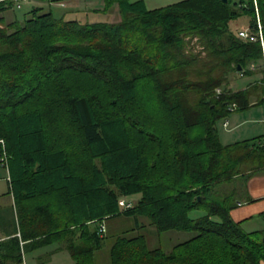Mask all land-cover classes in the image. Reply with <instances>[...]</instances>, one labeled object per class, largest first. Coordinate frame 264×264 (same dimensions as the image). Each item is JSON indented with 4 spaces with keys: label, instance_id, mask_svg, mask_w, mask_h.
<instances>
[{
    "label": "trees",
    "instance_id": "16d2710c",
    "mask_svg": "<svg viewBox=\"0 0 264 264\" xmlns=\"http://www.w3.org/2000/svg\"><path fill=\"white\" fill-rule=\"evenodd\" d=\"M255 1L257 15L254 0H103L119 19L87 23L77 17L95 8L57 17L35 6L19 19L16 0L0 1V159L17 221L0 241L2 264L52 244L94 264L100 227L120 216L188 237L165 251L118 235L110 264L264 262V230L230 215L234 179L264 169V134L223 144L217 129L264 103V45L238 34H257L258 16L264 40Z\"/></svg>",
    "mask_w": 264,
    "mask_h": 264
},
{
    "label": "rangeland",
    "instance_id": "374dc122",
    "mask_svg": "<svg viewBox=\"0 0 264 264\" xmlns=\"http://www.w3.org/2000/svg\"><path fill=\"white\" fill-rule=\"evenodd\" d=\"M18 1V0H16ZM28 0L21 1V7L20 9H14V11H9L10 14L16 15L17 18H21L23 14H25L31 7L35 6H50L52 13L59 17L62 13L67 12L70 14V9L75 8L76 6L79 8H95L96 13H90L87 15V17L78 16L77 18L81 20L83 23L87 22H110L117 21L119 19V15L115 16L111 12H101L103 9V0H62L60 2L56 3H40L37 1L31 2L33 4H29L27 2ZM31 1V0H30ZM180 0H144L146 6L148 9L153 8H159L163 7L169 4H173L175 2H178ZM24 3V4H23ZM114 8V7H113ZM115 13H117V8L115 7ZM112 9V11L114 10ZM87 11V10H82ZM73 12V11H72ZM100 12V13H99ZM73 14V13H72ZM63 15V14H62ZM6 17L7 14H4ZM10 20L9 18L7 21ZM248 21V18L246 16H242L239 18L235 23V25L240 26L241 24H246ZM234 25V26H235ZM195 42V41H194ZM196 43V42H195ZM194 51H198L200 48L195 44L193 46ZM253 79L246 77L241 80V85L244 87L246 84L252 82ZM239 87H235L234 89H238ZM217 94V93H216ZM238 113H243L245 118V123L242 128V135L240 138H244L246 133H252L259 130L264 132V105L261 107H252L248 110L242 111V112H235L233 114H230L229 117H227L228 124L224 126L223 123H219L217 126L218 129V135L220 138V141L223 144H229L232 142H235L238 138L240 130L239 128L236 130L234 129V121ZM7 169L3 167L0 164V235L4 236L9 234L11 231H13L15 225H16V217H15V209L13 205V200L9 196L10 194H6L8 191V182L6 180L7 177ZM233 185V184H232ZM231 186V185H230ZM229 188V187H228ZM125 201H135V197H132V200L130 199H123ZM134 203V202H133ZM106 228V232L104 235L106 236L105 244L102 250H100L97 253V256L94 258L95 263L94 264H110L109 263V254L108 250L114 240V238L118 235H123L125 237H134L138 233L143 234L146 238L147 245L150 249L160 247L165 251L170 250L174 244H177L179 242L184 241L187 239L188 234L185 232H173L172 234L162 233L157 234L156 232L149 233L147 228H150L152 226H149L145 223L146 227L137 229L135 227V221L133 218H129L127 216H120L108 219L103 224ZM245 231L247 229L243 228ZM25 264H73V260L70 257V254L65 249H59L57 244H52L49 246H46L44 248L37 249V251H28L24 255ZM2 264V262H0Z\"/></svg>",
    "mask_w": 264,
    "mask_h": 264
},
{
    "label": "crops",
    "instance_id": "0c3cea01",
    "mask_svg": "<svg viewBox=\"0 0 264 264\" xmlns=\"http://www.w3.org/2000/svg\"><path fill=\"white\" fill-rule=\"evenodd\" d=\"M0 1H2V0H0ZM34 1H37V2H40L43 4L46 3V2L40 1V0H31V1L28 0L27 2L28 3L30 2L29 4H33ZM31 2H33V3H31ZM36 7H42V6L39 5ZM88 8H90V7L79 8L76 6V8H73V9H77V10L84 9V10H86ZM244 29H247V28H244ZM241 30H243V29H241ZM248 86H249V84H246L244 87L241 86V88L244 89V88H247ZM263 105H264V103L261 104L260 106L262 107ZM235 115H239V116L238 117L236 116V118H235L234 129L237 130L239 128L240 130H238V131H240L239 132V135H240L242 133L241 127H243L246 120L244 118L243 113H238ZM226 121H228V120H226ZM262 134H264V132L259 130V132L254 131L252 133H246L244 138H240L242 135L241 134L240 136H238L236 141L249 139V138H252V137H255L258 135H262ZM7 173H8V171H7ZM8 176H9V174H7L6 180L9 184ZM232 184H234V186L236 187L235 189L237 190L236 206L230 212L232 219L235 222L240 223L242 229L243 228L247 229L246 232H255V231L264 230V169H258L257 171L253 172L252 174L246 173L242 176H239L236 179H234ZM8 191H9V185H8ZM8 191L6 192V194H9ZM9 196L13 200V205H15L12 194H10ZM14 209H15V206H14ZM146 228H147L149 233L156 232L155 228H153V227H150V228L146 227ZM14 232H12L10 234H13ZM173 232H175V231H171V232H169V234H172ZM6 237H7V235H4V236L0 235V241L6 239ZM34 251H37V250H34ZM23 259H24V256H23ZM23 264H25V259L23 260ZM260 264H264V262L262 261Z\"/></svg>",
    "mask_w": 264,
    "mask_h": 264
},
{
    "label": "built area",
    "instance_id": "2783aa9c",
    "mask_svg": "<svg viewBox=\"0 0 264 264\" xmlns=\"http://www.w3.org/2000/svg\"><path fill=\"white\" fill-rule=\"evenodd\" d=\"M21 1H25V0H18L16 1V7L17 8H20L21 6ZM81 1H84V0H81ZM254 4H255V10H256V15H257V7H256V1L254 0ZM257 21H258V33L257 34H254V33H250L249 30L247 29H243V30H240L239 31V36L247 41H251V42H257L259 41L261 46L263 47L264 45V40H263V36H262V31H261V26L259 24V18L257 16ZM196 41V39L194 40ZM253 67V66H252ZM216 93L219 95L220 94V90L219 89H216ZM234 106L235 105H232L229 107V110L232 111V109H234ZM228 124L227 121L224 122V126H226ZM2 142V140L0 141ZM1 161V165L3 167H5L7 170H8V165H7V162H6V158H5V155L0 159ZM8 181L10 182V177L8 176ZM119 205L120 207H122L123 209H128L131 207L132 205V202L130 201H125V200H121L119 202ZM100 231L101 233H105L106 232V229H105V226L102 225L100 227Z\"/></svg>",
    "mask_w": 264,
    "mask_h": 264
},
{
    "label": "water",
    "instance_id": "95a60500",
    "mask_svg": "<svg viewBox=\"0 0 264 264\" xmlns=\"http://www.w3.org/2000/svg\"><path fill=\"white\" fill-rule=\"evenodd\" d=\"M224 3H226L227 2V0H222Z\"/></svg>",
    "mask_w": 264,
    "mask_h": 264
}]
</instances>
